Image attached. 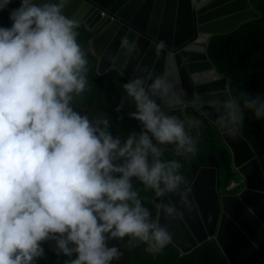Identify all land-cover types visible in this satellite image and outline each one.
Segmentation results:
<instances>
[{"label":"clouds","instance_id":"clouds-1","mask_svg":"<svg viewBox=\"0 0 264 264\" xmlns=\"http://www.w3.org/2000/svg\"><path fill=\"white\" fill-rule=\"evenodd\" d=\"M65 2L21 0L10 13L12 26L0 27V264H37L42 255L59 261L67 257L66 264H111L121 253L107 241L125 237L133 245L147 244L149 252L172 245L170 233L151 219L133 189L132 178L155 191L144 199L151 203L155 195L177 192L183 182L178 161L191 157L199 144L183 120L164 113L152 98L166 97L171 90L160 78L151 84L150 95L141 79L124 77L123 89L136 105L129 115L143 130L137 125L140 133H131L123 143L108 131L105 116L98 121L91 117L98 105L78 106L93 109L89 115L95 122L73 109L74 97L88 86V60L77 28L89 34L97 75L99 59L90 46L92 29L84 19L76 23L74 11L64 15ZM10 3L0 0V10ZM244 110L264 118V98L246 92L230 97L216 123L236 135ZM158 145H174L177 154H189L166 163L165 157L175 158L161 156ZM211 152L202 163L190 162V175L191 164L206 165ZM232 179L239 182L232 176L226 187ZM165 211L171 215L175 209L165 206ZM49 239L56 240L59 255L50 250Z\"/></svg>","mask_w":264,"mask_h":264},{"label":"water","instance_id":"water-1","mask_svg":"<svg viewBox=\"0 0 264 264\" xmlns=\"http://www.w3.org/2000/svg\"><path fill=\"white\" fill-rule=\"evenodd\" d=\"M88 6L93 8L85 15ZM73 11L76 23L84 19L92 29L90 46L99 59V75L115 70L128 81L141 79L150 95L153 81H167L171 90L166 97L152 95L161 110L185 122L195 146L204 130L212 127L230 152L231 168L239 182L232 179L229 187L223 184L221 160L211 152L206 165L191 164L189 183L182 182L177 192L152 199L156 222L170 233V243L188 255L214 241L229 264H260L264 260V168L240 131L232 135L216 123L231 97L233 77L216 70L208 46L213 37L234 32L261 14L250 0H66L63 14ZM103 13L108 17L102 18ZM258 95L264 98V91ZM72 107L95 122L89 115L93 109ZM243 116L257 118L250 110H244ZM136 122L142 131V124ZM158 147L161 156L166 153L183 159L189 154H177L174 145ZM238 183L241 189L233 192ZM165 206L175 212L169 215ZM49 241L50 250L59 255L56 240ZM107 246L121 253L111 264L134 263L137 251L128 237L109 240Z\"/></svg>","mask_w":264,"mask_h":264},{"label":"trees","instance_id":"trees-1","mask_svg":"<svg viewBox=\"0 0 264 264\" xmlns=\"http://www.w3.org/2000/svg\"><path fill=\"white\" fill-rule=\"evenodd\" d=\"M250 3L261 14V18L241 25L234 32L213 37L208 46V55L216 70L233 77L229 86L232 98H237L244 92L255 96L264 91V0H250ZM19 7L17 0H11L4 10H0V27L12 26L10 13ZM76 31L79 33L77 41L88 60V86L81 96L74 97L73 105L83 109L98 105L90 114L91 117L98 121L105 116L109 121L108 131L123 143L131 133H140L135 119L129 115L136 111V105L123 89L127 81L116 71H110L104 76L97 75V59L91 55L88 46L89 34L84 27L77 28ZM238 129L255 149L264 168V118L247 120L243 116ZM149 160L151 162V156ZM172 160L176 159L169 157L168 162ZM137 189L142 191L143 188L139 185ZM142 203L155 221L156 207L148 200H143ZM134 246L138 253L134 264H228L214 241L207 242L184 256L173 245H167L157 252L147 251L148 245L139 241H135ZM260 264H264V260Z\"/></svg>","mask_w":264,"mask_h":264},{"label":"rangeland","instance_id":"rangeland-1","mask_svg":"<svg viewBox=\"0 0 264 264\" xmlns=\"http://www.w3.org/2000/svg\"><path fill=\"white\" fill-rule=\"evenodd\" d=\"M214 151V153L220 158L221 160V168H220V175L222 178V182L224 185H228L229 180L232 176H235L232 168H231V161H230V152L226 149V147L221 142L220 138L218 137L216 131L214 129H208L202 135L199 144L196 148V151L193 152L191 157H188L186 160L179 161L181 165L180 169L178 170V174L182 176L184 183H189L191 181V175L189 173L188 167L191 161L202 163L205 160V157L208 152ZM163 161H167V157L164 158ZM239 180V179H238ZM133 189L138 192L139 198L142 200L150 199L155 193L154 190L150 188H146L137 178H132ZM142 186V191L138 190V186ZM42 245V243H41ZM67 257L63 260L59 261L56 256L47 257L42 255L37 257L35 262L38 264H66Z\"/></svg>","mask_w":264,"mask_h":264},{"label":"bare ground","instance_id":"bare-ground-1","mask_svg":"<svg viewBox=\"0 0 264 264\" xmlns=\"http://www.w3.org/2000/svg\"><path fill=\"white\" fill-rule=\"evenodd\" d=\"M199 44H201V42H200ZM199 44H198V45H196V46H199Z\"/></svg>","mask_w":264,"mask_h":264}]
</instances>
